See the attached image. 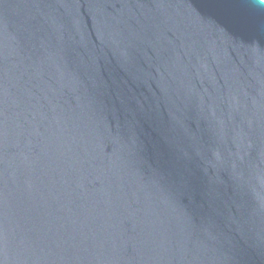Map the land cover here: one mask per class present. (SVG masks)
Returning <instances> with one entry per match:
<instances>
[{
  "label": "water",
  "instance_id": "obj_1",
  "mask_svg": "<svg viewBox=\"0 0 264 264\" xmlns=\"http://www.w3.org/2000/svg\"><path fill=\"white\" fill-rule=\"evenodd\" d=\"M0 264H264V0H0Z\"/></svg>",
  "mask_w": 264,
  "mask_h": 264
}]
</instances>
